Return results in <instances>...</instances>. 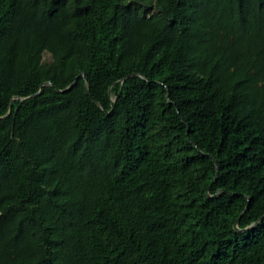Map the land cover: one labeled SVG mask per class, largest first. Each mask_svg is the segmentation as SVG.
Listing matches in <instances>:
<instances>
[{
	"label": "trees",
	"instance_id": "trees-1",
	"mask_svg": "<svg viewBox=\"0 0 264 264\" xmlns=\"http://www.w3.org/2000/svg\"><path fill=\"white\" fill-rule=\"evenodd\" d=\"M0 264H264V0H0Z\"/></svg>",
	"mask_w": 264,
	"mask_h": 264
},
{
	"label": "water",
	"instance_id": "water-1",
	"mask_svg": "<svg viewBox=\"0 0 264 264\" xmlns=\"http://www.w3.org/2000/svg\"><path fill=\"white\" fill-rule=\"evenodd\" d=\"M81 75H83L84 78H85V80H87L86 73L79 74V75L76 77V80H75L70 86H68L66 89H68L69 87L73 86V85L76 83V81L79 79V77H80ZM47 84H51V82H49V81L45 82V83L41 86V88L39 89V91H38L37 93L32 94V95L27 96V97H22L21 100H24V99H26V98H31V97H34V96H36V95L42 93V92L44 91V86L47 85ZM114 107H115V102L113 103L112 110L114 109ZM10 111H11V109H10ZM107 113L110 114L109 111H107ZM216 165H217V168H218V164H217V162H216ZM217 174H218V169H217ZM216 178H217V177H216ZM216 178H215V180H216ZM235 226H236V228H238V229L241 230V231H246V230H248V229L251 228V227H246V228L241 229V228H239L238 223H237Z\"/></svg>",
	"mask_w": 264,
	"mask_h": 264
},
{
	"label": "rangeland",
	"instance_id": "rangeland-1",
	"mask_svg": "<svg viewBox=\"0 0 264 264\" xmlns=\"http://www.w3.org/2000/svg\"><path fill=\"white\" fill-rule=\"evenodd\" d=\"M44 60L47 62H51L53 60L52 54L50 52L44 53Z\"/></svg>",
	"mask_w": 264,
	"mask_h": 264
}]
</instances>
